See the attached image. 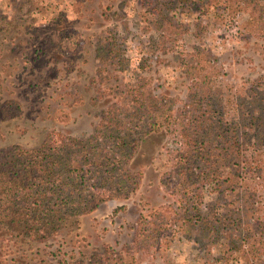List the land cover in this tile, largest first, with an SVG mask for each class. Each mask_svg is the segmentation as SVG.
I'll return each instance as SVG.
<instances>
[{
    "label": "rangeland",
    "instance_id": "obj_1",
    "mask_svg": "<svg viewBox=\"0 0 264 264\" xmlns=\"http://www.w3.org/2000/svg\"><path fill=\"white\" fill-rule=\"evenodd\" d=\"M225 3L0 0V20L8 21L0 30V117L9 114L0 119V154L95 138L107 114L125 120L139 112L140 125L165 120L145 136L132 134L125 167L138 186L129 197H115L129 180L109 182L105 161L89 156V190L105 201L54 236L0 229V264L248 263L255 233L252 253L237 252V243L248 240L246 227L264 222V183L244 162L254 158L264 175V135L245 128L255 113L264 130V26L244 5L224 10ZM197 82L213 85L214 105L202 99L195 111L193 97L204 96L191 90ZM139 97H151L154 108L137 105ZM234 123H241L236 140ZM255 186L253 200L263 199L257 211L242 199Z\"/></svg>",
    "mask_w": 264,
    "mask_h": 264
},
{
    "label": "trees",
    "instance_id": "obj_2",
    "mask_svg": "<svg viewBox=\"0 0 264 264\" xmlns=\"http://www.w3.org/2000/svg\"><path fill=\"white\" fill-rule=\"evenodd\" d=\"M242 5L247 8L248 12L251 10V15H254L252 18L257 26H264V0H228V3H225L226 8L224 10L235 7L240 8ZM165 20L164 15H159L158 26L160 30L166 28ZM6 23L8 21L0 20V30L8 27L5 25ZM212 86H204L202 83L197 82L191 87L194 94L204 92V96L193 97L192 105L195 111L202 107V99L208 100V104L214 105V101H211L213 99H210ZM151 102H153L151 97L144 98V101L139 97L137 105L151 109L154 107H148L146 104ZM245 103L241 100L239 106L246 107ZM10 105V102L6 104V106ZM207 111L215 113L218 112V109L216 107L215 110L214 107L208 106ZM234 112L236 113L237 110L235 109ZM1 114L4 119H7L9 117L8 108L3 109ZM137 114L125 113V120H118L113 114H107L110 117L103 119L97 137L73 138L69 140V143H63L58 149H51L46 143L44 147L31 151L16 148L20 154L16 153L15 150L0 154V229L8 232L18 231L20 235L26 238H32L36 235L49 237L58 234L73 215H86L97 210L105 199L100 193L89 190L90 186L84 173L87 159L93 155L103 162L105 161V167L110 172L109 182L115 181V184H118L117 181H121L120 177L123 180H129V183L124 180V184L128 185L120 187L115 196L116 198L129 197L131 192L135 191L138 186L136 179L131 177L125 167L130 160L129 153L133 150L132 146L137 141V138L133 139L132 134L145 136L151 130H158L165 122L164 119H161L152 123H141L140 125L136 123V116L141 115L139 112ZM248 114H250V111L246 110L242 114V119H244V115ZM254 114L252 116L254 122L246 123L245 128L253 132L255 129L263 136L264 130L260 131V126H256L259 118ZM162 115L164 114L160 113V116ZM3 118L0 117L1 120ZM133 124H135V129ZM238 124L234 123L235 126L233 125L235 140L239 138L238 133L241 123ZM151 127L153 129H148ZM198 127L194 125L190 126V129L195 128L197 130ZM223 128L221 124L219 130L225 133L226 131ZM186 129V131L184 130V136L190 146L195 140H191L192 137L188 133V127ZM245 133L247 134L249 131H245ZM233 147H237L238 154L241 153L240 143L238 146ZM188 156L189 151H186L181 158L185 159ZM240 156L238 155V157ZM244 162L249 165V167L247 166L248 173L252 172L251 174L256 178L258 175V179H262L261 182L264 183L263 170L259 168L258 162L255 163L254 158L249 157ZM258 189L260 192L259 187ZM258 189L255 186V190H247L244 194L242 199L246 203V207L249 208L251 205L250 199H252L254 203L251 208L254 210L263 209L264 201H262L263 207L259 205V201L263 200L262 198L253 200L259 194L257 193ZM165 210L168 212L167 208ZM229 214H233V211L230 210ZM244 230V233L247 231L246 234H243L248 240L245 243H237V250L234 249L237 252L252 253L253 251L249 249L251 247L249 242L251 234L255 233L252 239L255 238L253 243L257 245V249L254 251L253 256L249 258L247 264H258L264 258V222L256 224V228L254 227L253 230L250 227H246ZM259 247L263 248L260 250Z\"/></svg>",
    "mask_w": 264,
    "mask_h": 264
},
{
    "label": "built area",
    "instance_id": "obj_3",
    "mask_svg": "<svg viewBox=\"0 0 264 264\" xmlns=\"http://www.w3.org/2000/svg\"><path fill=\"white\" fill-rule=\"evenodd\" d=\"M148 222H151V217H146Z\"/></svg>",
    "mask_w": 264,
    "mask_h": 264
},
{
    "label": "crops",
    "instance_id": "obj_4",
    "mask_svg": "<svg viewBox=\"0 0 264 264\" xmlns=\"http://www.w3.org/2000/svg\"><path fill=\"white\" fill-rule=\"evenodd\" d=\"M110 210H112V208H111ZM109 214H111V215H112V211H109ZM109 214H108V215H109Z\"/></svg>",
    "mask_w": 264,
    "mask_h": 264
}]
</instances>
